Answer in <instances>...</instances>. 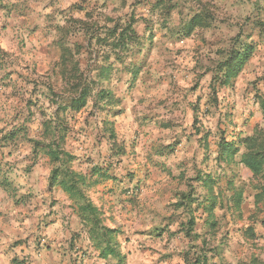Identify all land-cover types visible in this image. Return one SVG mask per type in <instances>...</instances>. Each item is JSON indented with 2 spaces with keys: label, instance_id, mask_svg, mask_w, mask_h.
<instances>
[{
  "label": "clouds",
  "instance_id": "clouds-1",
  "mask_svg": "<svg viewBox=\"0 0 264 264\" xmlns=\"http://www.w3.org/2000/svg\"><path fill=\"white\" fill-rule=\"evenodd\" d=\"M261 73L264 0H0V264H264Z\"/></svg>",
  "mask_w": 264,
  "mask_h": 264
},
{
  "label": "trees",
  "instance_id": "trees-1",
  "mask_svg": "<svg viewBox=\"0 0 264 264\" xmlns=\"http://www.w3.org/2000/svg\"><path fill=\"white\" fill-rule=\"evenodd\" d=\"M250 57H251L250 55L249 56H241L240 57V63H242V64L247 63ZM214 205H215V201H213L211 206H204L205 211L212 212L214 210ZM217 222H218V219L214 215L206 216L204 219V225L210 226L211 228L217 227ZM186 226L189 227L190 230L196 228L197 225H196L195 219L193 218L192 220L188 221ZM253 235H254V233H253Z\"/></svg>",
  "mask_w": 264,
  "mask_h": 264
},
{
  "label": "rangeland",
  "instance_id": "rangeland-1",
  "mask_svg": "<svg viewBox=\"0 0 264 264\" xmlns=\"http://www.w3.org/2000/svg\"><path fill=\"white\" fill-rule=\"evenodd\" d=\"M41 55L45 57V59L42 61V63H43V65L46 67L47 64H48L47 54H46V53H41ZM178 55H180V53H178ZM250 62H251V57L249 58V60H248L247 63H250ZM258 66H259V65H258ZM254 71H255L254 69L251 70V71H248V75H252V74L254 73ZM258 78H260V79H264V73H261L260 76H259ZM249 83H250V84H254L255 81H250ZM219 223H220V221L218 220V222H217V226H218ZM200 227H202V228H207V229H210V230H215V229L217 228V227L211 228L210 226H205V225H204V222H203V225H201Z\"/></svg>",
  "mask_w": 264,
  "mask_h": 264
},
{
  "label": "crops",
  "instance_id": "crops-1",
  "mask_svg": "<svg viewBox=\"0 0 264 264\" xmlns=\"http://www.w3.org/2000/svg\"><path fill=\"white\" fill-rule=\"evenodd\" d=\"M58 195L63 198V193H58ZM149 231H151V229H149ZM172 255V253H167L165 254L164 257H156L155 260L151 259V258H143L141 259L138 264H158V261L160 259H164L167 258L168 256Z\"/></svg>",
  "mask_w": 264,
  "mask_h": 264
}]
</instances>
